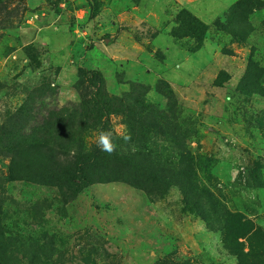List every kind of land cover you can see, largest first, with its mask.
Here are the masks:
<instances>
[{"label": "rangeland", "instance_id": "obj_1", "mask_svg": "<svg viewBox=\"0 0 264 264\" xmlns=\"http://www.w3.org/2000/svg\"><path fill=\"white\" fill-rule=\"evenodd\" d=\"M241 1L0 0V264H264V96L243 90L264 89V0L241 7L245 40L219 27ZM187 14L206 27L200 45ZM93 72L109 95L138 96L177 125L203 217L140 172L146 191L114 180L74 191L21 172L14 138L1 141L11 120L32 99L30 125L77 122ZM103 119L119 156L135 149L122 113ZM100 132L84 135L86 152ZM148 137L152 157L176 156L172 140Z\"/></svg>", "mask_w": 264, "mask_h": 264}, {"label": "trees", "instance_id": "obj_2", "mask_svg": "<svg viewBox=\"0 0 264 264\" xmlns=\"http://www.w3.org/2000/svg\"><path fill=\"white\" fill-rule=\"evenodd\" d=\"M245 3L246 1L243 0L232 6L231 13L235 15L233 25L219 26L220 29L230 32L241 41L247 37V35H241L244 32L243 24L247 26L245 12L241 10L242 5L245 7ZM184 15L179 16L180 21L185 17ZM186 16L188 20L192 19L198 24L189 27L188 36L194 38L200 45L206 27L203 23L197 22L192 15L187 14ZM92 74L91 79L94 82L91 83L90 96L83 99L87 102L86 108L74 109L79 114L77 122L74 117L64 118L61 127L55 128L56 117L54 113H51L46 120V126L41 128L40 124L30 125L29 121L35 119L32 99L23 109L21 108L20 117L11 120L14 125H11L3 134L1 141L8 142L14 138L12 148H16L17 155L25 158H21L20 163L23 168L21 172L26 170L25 177L29 178L38 168L41 179L43 176L49 182L61 178L68 179L74 191H79L94 182L111 180L126 181L146 191L147 185L132 181L134 178H139L138 172H140L151 178L155 184L162 186L164 190L172 187L178 189L185 205L203 217L205 213L202 206L205 203V196L201 194L196 163L186 149L177 125L166 115H160L158 118L157 110L138 96L131 99L132 94L129 93L125 95L129 99L122 100L117 96L109 95L104 88L101 75L99 76L97 72ZM243 90L248 94L264 96V89L250 80L245 82ZM118 112L125 116L129 130L132 131L129 145L135 146V149L127 147L123 157L115 151L108 155L97 145L86 152L83 142L84 135L91 130L100 132L107 129L108 120L105 121L103 118ZM152 132L161 134L167 140H172L178 147L176 156L168 154L164 149L159 153L162 157H152L155 153L146 146L148 136ZM62 158H66L64 163L60 162ZM67 158L73 160L70 159L71 162H69Z\"/></svg>", "mask_w": 264, "mask_h": 264}, {"label": "clouds", "instance_id": "obj_3", "mask_svg": "<svg viewBox=\"0 0 264 264\" xmlns=\"http://www.w3.org/2000/svg\"><path fill=\"white\" fill-rule=\"evenodd\" d=\"M130 135L123 136V139L127 142L130 140ZM97 146L101 151H105L112 154L116 150V144L113 142V136L111 131H101L97 141Z\"/></svg>", "mask_w": 264, "mask_h": 264}]
</instances>
